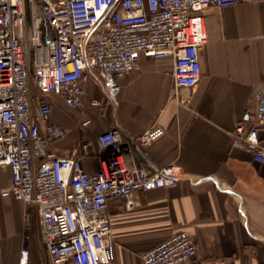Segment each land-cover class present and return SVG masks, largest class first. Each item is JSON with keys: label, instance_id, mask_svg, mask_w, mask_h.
<instances>
[{"label": "built area", "instance_id": "obj_1", "mask_svg": "<svg viewBox=\"0 0 264 264\" xmlns=\"http://www.w3.org/2000/svg\"><path fill=\"white\" fill-rule=\"evenodd\" d=\"M239 0H0V166L12 177L2 191L30 208L38 206L42 236L51 264H111L116 257L108 203L156 188H175L182 177L174 163L157 169L133 161L165 134L155 125L139 135L112 128L99 135L97 172L81 158L50 146L65 135L51 121L52 96L73 109L86 104L115 108L121 79L138 68L142 57L173 61L178 92L201 78L200 49L208 41L205 13ZM94 79L106 102L87 95ZM258 104L264 93L257 92ZM89 120L83 122V125ZM264 108H252L237 122L232 144L264 164ZM81 144L82 151L92 146ZM197 256L186 230L174 233L142 255L144 264H183ZM28 250L21 252L26 264Z\"/></svg>", "mask_w": 264, "mask_h": 264}, {"label": "crops", "instance_id": "obj_2", "mask_svg": "<svg viewBox=\"0 0 264 264\" xmlns=\"http://www.w3.org/2000/svg\"><path fill=\"white\" fill-rule=\"evenodd\" d=\"M205 24L201 78L190 90H176L171 58L142 57L121 79L115 108L73 109L51 97V121L65 130L50 146L52 154L69 150L86 171L97 172L101 133L121 128L139 135L161 125L165 134L134 150L133 161L154 170L170 163L181 168L177 187L139 192L131 210L123 199L109 200L116 252L111 264H144L146 251L180 230L197 245V256L183 264H264V164L232 144L235 124L264 102L254 97L264 93V0L210 7ZM85 89L106 102L94 79ZM260 134L264 142V127ZM85 141L93 145L82 151ZM11 177L10 167L0 166V264H21L24 249L26 264H51L38 206L2 193Z\"/></svg>", "mask_w": 264, "mask_h": 264}, {"label": "water", "instance_id": "obj_3", "mask_svg": "<svg viewBox=\"0 0 264 264\" xmlns=\"http://www.w3.org/2000/svg\"><path fill=\"white\" fill-rule=\"evenodd\" d=\"M261 107L264 108V102L262 103Z\"/></svg>", "mask_w": 264, "mask_h": 264}]
</instances>
